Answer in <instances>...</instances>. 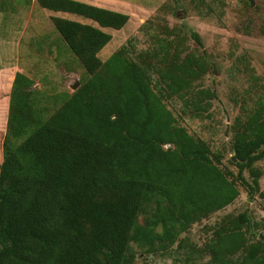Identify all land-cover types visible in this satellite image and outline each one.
<instances>
[{
    "label": "trees",
    "instance_id": "1",
    "mask_svg": "<svg viewBox=\"0 0 264 264\" xmlns=\"http://www.w3.org/2000/svg\"><path fill=\"white\" fill-rule=\"evenodd\" d=\"M35 2L90 22L53 19L83 73L49 115L29 101L30 78L14 73L0 162V264H128L130 242L151 252L166 248L230 203L237 180L249 188L244 170L257 188L264 100L230 125L233 174L163 102L175 96L196 115L205 109L214 94L188 91L206 69L200 56L163 58L156 69L138 54L129 58L121 45L101 61L97 52L110 39L102 28H121L127 14L79 0ZM157 47L166 53L162 43ZM150 70H156V88ZM246 222L241 213L227 230H217L204 264H264L260 244H246L237 233Z\"/></svg>",
    "mask_w": 264,
    "mask_h": 264
},
{
    "label": "rangeland",
    "instance_id": "2",
    "mask_svg": "<svg viewBox=\"0 0 264 264\" xmlns=\"http://www.w3.org/2000/svg\"><path fill=\"white\" fill-rule=\"evenodd\" d=\"M251 1V5L248 0L154 2L149 11L125 13L129 18L121 28H102L110 39L97 52L102 61L123 45L129 58L136 60L138 54L145 62L156 63V69L163 66V58L168 62L191 54L200 56L206 69L188 91L197 87L214 94L205 109L196 115L191 105L175 96L163 102L178 125L221 154L219 166L233 174L230 125L257 99L264 100V0ZM56 17L90 22L75 14L44 9L35 0H0V162L15 72L30 78L28 98L43 117L60 105L63 93L74 90L72 84H79L83 68L54 29ZM159 43L166 53L158 49ZM150 77L156 88V70H150ZM254 166L260 171L256 189L254 177L244 170L248 189L237 180L238 194L230 203L192 223L179 234L178 242L166 248L151 252L130 242L128 264H204L209 257L206 246L214 233L227 230L229 221L241 213L247 222L238 235L246 244L255 242L264 250V157ZM142 219L143 215L137 217L139 223Z\"/></svg>",
    "mask_w": 264,
    "mask_h": 264
},
{
    "label": "crops",
    "instance_id": "3",
    "mask_svg": "<svg viewBox=\"0 0 264 264\" xmlns=\"http://www.w3.org/2000/svg\"><path fill=\"white\" fill-rule=\"evenodd\" d=\"M159 1L162 0H92L86 3L121 13H130L133 11H149L150 9L148 6L154 2L158 3Z\"/></svg>",
    "mask_w": 264,
    "mask_h": 264
},
{
    "label": "water",
    "instance_id": "4",
    "mask_svg": "<svg viewBox=\"0 0 264 264\" xmlns=\"http://www.w3.org/2000/svg\"><path fill=\"white\" fill-rule=\"evenodd\" d=\"M249 4L251 5L252 4V1L251 0H248ZM77 86V84H72V87L75 89Z\"/></svg>",
    "mask_w": 264,
    "mask_h": 264
}]
</instances>
